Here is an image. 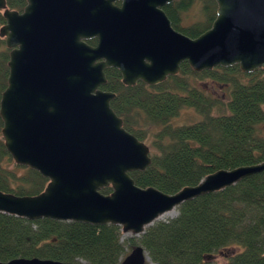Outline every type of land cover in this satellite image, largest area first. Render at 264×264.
Masks as SVG:
<instances>
[{
    "label": "water",
    "instance_id": "water-1",
    "mask_svg": "<svg viewBox=\"0 0 264 264\" xmlns=\"http://www.w3.org/2000/svg\"><path fill=\"white\" fill-rule=\"evenodd\" d=\"M25 1L17 12L0 0V39L9 50L1 136L16 165L48 182L36 196L0 191V213L114 225L139 237L184 203L264 172V162L222 169L174 194L137 186L130 173L149 168L150 148L124 129L110 107L115 94L102 89L107 69H116L126 87L156 86L178 75L184 62L198 73L238 66L264 76V0H214L215 18L195 38L166 16L163 7L175 0ZM92 39L95 46L87 43ZM106 187L112 192L101 194ZM147 261L137 245L120 264ZM0 264L75 263L17 258Z\"/></svg>",
    "mask_w": 264,
    "mask_h": 264
},
{
    "label": "trees",
    "instance_id": "trees-1",
    "mask_svg": "<svg viewBox=\"0 0 264 264\" xmlns=\"http://www.w3.org/2000/svg\"><path fill=\"white\" fill-rule=\"evenodd\" d=\"M8 9L22 12L25 0H5ZM199 6L201 19L181 27L182 14ZM172 27L190 38L210 28L214 0H175L163 8ZM4 24L0 12V27ZM89 45L92 40L87 41ZM9 50L0 39V97L7 86ZM104 91L115 94L110 107L126 131L149 142L151 165L130 176L141 188L174 194L196 185L218 170L264 162V76L261 70L242 73L238 66L194 72L186 62L180 73L156 86L121 83L116 69L105 71ZM209 79L223 86L224 98L199 83ZM199 119L175 125L183 111ZM0 191L36 196L47 180L28 167L16 165L1 136ZM110 187L100 193L109 195ZM177 216L158 221L139 237L126 241L128 251L140 245L146 264H209L214 254L224 264H264V172L220 192L186 202ZM118 226H91L51 219L28 221L0 213V262L42 259L67 263L120 264L128 254Z\"/></svg>",
    "mask_w": 264,
    "mask_h": 264
},
{
    "label": "rangeland",
    "instance_id": "rangeland-1",
    "mask_svg": "<svg viewBox=\"0 0 264 264\" xmlns=\"http://www.w3.org/2000/svg\"><path fill=\"white\" fill-rule=\"evenodd\" d=\"M200 11H201V8H199V6H196L188 11H186L185 13L182 14V20H181V27L185 28V27H188L192 24H194L195 22L199 21L201 19L200 17ZM201 86L204 87V89L216 96V97H221V98H224V96H226V90L224 89L223 86H219L218 84H215L213 82H211L209 79H205L203 80V82H200L199 83ZM199 119V117L194 114L193 111L191 110H187V111H183L180 116L178 118L175 119L174 121V124L176 125H182V124H190V123H194L196 122L197 120ZM145 143L148 147L149 146V142L146 141V142H143ZM177 216V211L175 210L173 212V214L171 215H163L158 221H166L168 219H172L174 217ZM156 221V222H158ZM130 238V236L128 235H123L121 236V242L126 245V241L127 239ZM125 251L127 253H129L128 251V248H127V245L125 246ZM226 258L227 257H224L223 255H220V254H214L213 256L209 257L208 259V263L209 264H224L225 261H226ZM81 263H84L83 261H79L78 263L76 264H81Z\"/></svg>",
    "mask_w": 264,
    "mask_h": 264
},
{
    "label": "flooded vegetation",
    "instance_id": "flooded-vegetation-1",
    "mask_svg": "<svg viewBox=\"0 0 264 264\" xmlns=\"http://www.w3.org/2000/svg\"><path fill=\"white\" fill-rule=\"evenodd\" d=\"M115 6H117V7H120L121 6V2L120 1H115L114 3H113ZM167 6V5H166ZM164 8V7H163ZM92 41H93V44L91 45V46H95L96 45V43H97V40L96 39H92Z\"/></svg>",
    "mask_w": 264,
    "mask_h": 264
},
{
    "label": "bare ground",
    "instance_id": "bare-ground-1",
    "mask_svg": "<svg viewBox=\"0 0 264 264\" xmlns=\"http://www.w3.org/2000/svg\"><path fill=\"white\" fill-rule=\"evenodd\" d=\"M164 7H165V6H164ZM171 214H173V212L167 213V214H165V216H166V215H168V216H169V215H171Z\"/></svg>",
    "mask_w": 264,
    "mask_h": 264
}]
</instances>
